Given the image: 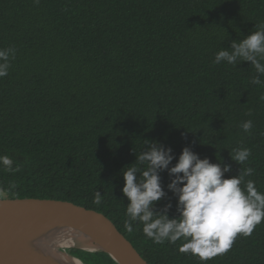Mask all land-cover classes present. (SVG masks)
Returning a JSON list of instances; mask_svg holds the SVG:
<instances>
[{"label":"trees","instance_id":"1","mask_svg":"<svg viewBox=\"0 0 264 264\" xmlns=\"http://www.w3.org/2000/svg\"><path fill=\"white\" fill-rule=\"evenodd\" d=\"M264 23V0H0V197L70 201L105 214L149 264H264V221L209 260L179 251L184 238L155 243L143 224H124V171L154 145L178 161L185 147L230 166L264 193V74L251 61L214 62ZM264 63V60L261 61ZM251 120L245 132L242 123ZM248 148L243 164L234 150ZM169 169L153 206L178 217ZM244 187V184L241 185ZM99 192L101 203H94ZM170 208H166L167 205ZM88 264L104 252L71 249Z\"/></svg>","mask_w":264,"mask_h":264},{"label":"clouds","instance_id":"2","mask_svg":"<svg viewBox=\"0 0 264 264\" xmlns=\"http://www.w3.org/2000/svg\"><path fill=\"white\" fill-rule=\"evenodd\" d=\"M10 51L0 49V78L8 75ZM238 58L251 61L255 69L264 74V63H261L264 60V23L242 41H233L231 51H218L214 62L235 64ZM253 83L260 85L264 82L256 78ZM261 99L264 100V96ZM241 126L245 132H250L253 122L248 120ZM250 155L248 148H238L234 155L232 153L233 159L240 164ZM173 159L171 149L153 145L149 151L138 155V160L145 163L139 179L135 164L124 171L122 191L129 201L126 210L129 220L124 226L129 232L133 230L132 222L139 221L143 224V233L155 243L168 240L174 244L184 238L179 251L190 252L206 261L227 252L238 234L249 236L264 221V193L257 190L254 181H244L245 176L252 175V168L245 169L238 176L225 177L229 165L222 168L209 158H200L188 147L169 169ZM0 166L13 171V159L9 155H0ZM161 169H169L174 174L168 187L178 194V217H169L167 211L157 214L152 210L165 196L159 175ZM101 199L96 192L94 203L100 204ZM170 207V204L166 206Z\"/></svg>","mask_w":264,"mask_h":264},{"label":"water","instance_id":"3","mask_svg":"<svg viewBox=\"0 0 264 264\" xmlns=\"http://www.w3.org/2000/svg\"><path fill=\"white\" fill-rule=\"evenodd\" d=\"M61 223L77 229L117 264H149L105 214L70 201L35 197H0V264H58L36 243L41 232Z\"/></svg>","mask_w":264,"mask_h":264},{"label":"bare ground","instance_id":"4","mask_svg":"<svg viewBox=\"0 0 264 264\" xmlns=\"http://www.w3.org/2000/svg\"><path fill=\"white\" fill-rule=\"evenodd\" d=\"M36 245L58 264H88L80 256L73 254L70 251L71 249H81L88 252H104L97 250L99 249L98 245L88 241L85 235L65 223L51 226L41 232L37 237ZM80 246L87 249L81 248ZM108 255L112 258L110 254ZM115 263L117 264L116 261Z\"/></svg>","mask_w":264,"mask_h":264}]
</instances>
